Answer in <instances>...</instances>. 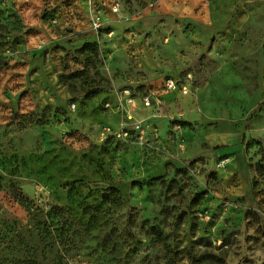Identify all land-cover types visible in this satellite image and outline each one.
Listing matches in <instances>:
<instances>
[{"label":"rangeland","instance_id":"374dc122","mask_svg":"<svg viewBox=\"0 0 264 264\" xmlns=\"http://www.w3.org/2000/svg\"><path fill=\"white\" fill-rule=\"evenodd\" d=\"M0 264H264V0H0Z\"/></svg>","mask_w":264,"mask_h":264},{"label":"built area","instance_id":"2783aa9c","mask_svg":"<svg viewBox=\"0 0 264 264\" xmlns=\"http://www.w3.org/2000/svg\"><path fill=\"white\" fill-rule=\"evenodd\" d=\"M94 26H95V28L96 29H100V27H101V22H100V19L99 18H97V17H95V19H94ZM166 87L168 88V90H175V89H177V84L173 81V80H169L168 82H166ZM184 90H186L185 89V87H184ZM148 101H146V103H147ZM149 103H147V105H148ZM137 125V128L138 129H141V126L140 125H138V124H136Z\"/></svg>","mask_w":264,"mask_h":264}]
</instances>
